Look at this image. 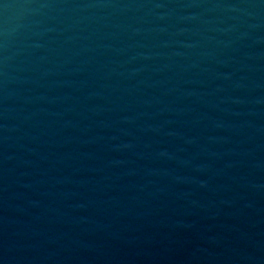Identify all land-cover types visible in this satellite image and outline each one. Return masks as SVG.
<instances>
[{
  "label": "water",
  "instance_id": "obj_1",
  "mask_svg": "<svg viewBox=\"0 0 264 264\" xmlns=\"http://www.w3.org/2000/svg\"><path fill=\"white\" fill-rule=\"evenodd\" d=\"M0 264H264V0H0Z\"/></svg>",
  "mask_w": 264,
  "mask_h": 264
}]
</instances>
